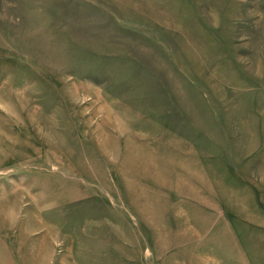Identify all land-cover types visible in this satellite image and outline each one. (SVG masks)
<instances>
[{
  "label": "rangeland",
  "instance_id": "rangeland-1",
  "mask_svg": "<svg viewBox=\"0 0 264 264\" xmlns=\"http://www.w3.org/2000/svg\"><path fill=\"white\" fill-rule=\"evenodd\" d=\"M0 264H264V0H0Z\"/></svg>",
  "mask_w": 264,
  "mask_h": 264
}]
</instances>
